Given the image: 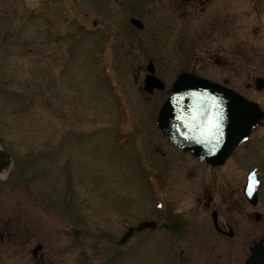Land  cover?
Segmentation results:
<instances>
[{"label":"rangeland","instance_id":"1","mask_svg":"<svg viewBox=\"0 0 264 264\" xmlns=\"http://www.w3.org/2000/svg\"><path fill=\"white\" fill-rule=\"evenodd\" d=\"M110 1L80 0L70 9L67 0H0V144L11 153L18 176L31 179L36 200L44 197L47 201L40 217L49 236L46 264L175 261L165 229H138L121 240L128 225L151 213L142 173L150 165L141 148H133L135 140L116 134L117 102H127L131 132L142 139L133 138L146 139L148 155L169 188L171 209L196 208L195 196L206 173L218 179L232 167L228 163L208 170L177 159L153 125L187 49L201 37L204 25L185 26L182 18L168 23L169 14L159 9L161 4L128 0L116 4L112 19L89 15L96 20L95 32H84L85 21L92 19L81 17L78 6L98 15ZM148 6L151 15L146 14ZM259 12L258 33L239 37L256 48L264 45V1ZM130 16L138 17L143 29L133 27ZM162 20L165 33L149 29ZM111 23L116 31L111 30ZM151 34L154 39H149ZM115 37V55L108 49L98 52L104 48L97 46L110 47ZM195 57L203 61L196 66L197 74L223 77L217 59L206 60L204 54ZM149 65L153 74L163 78L165 90L149 94L142 89ZM247 69L231 73L237 86L253 74ZM110 86L120 101L113 102ZM244 92L256 98L253 92ZM238 162L244 168L259 165L264 169V136L248 142ZM260 199L264 204V184ZM189 250L195 253L192 259L187 256ZM200 254L196 246H182L179 264H204ZM229 255L226 259L234 264ZM3 264L39 263L24 255L9 257Z\"/></svg>","mask_w":264,"mask_h":264},{"label":"flooded vegetation","instance_id":"2","mask_svg":"<svg viewBox=\"0 0 264 264\" xmlns=\"http://www.w3.org/2000/svg\"><path fill=\"white\" fill-rule=\"evenodd\" d=\"M236 1L238 4L235 6L233 5L234 0H138L136 4H161L163 7L159 9L169 14V18L165 19L168 23H176L178 18H182L185 26L192 23L194 27L197 25L196 23H200L203 28L204 25L203 34L200 33L201 37L194 41L191 45L192 48L187 49V54L181 61L182 68L179 73L197 74L196 72H199V68L196 66L201 65L203 61L195 57L197 54H204L206 60L215 58L224 70V75L220 80L197 75L232 89L248 100L257 103L260 109L264 111L262 100H258H264V75L262 74L264 72V45L262 48H256L243 41L244 38H239L240 36L243 37L245 33L252 35L258 33L259 8L264 0ZM124 2L128 3V0H111L110 4H106L107 7L103 11L92 16L98 18L101 15H107L108 19H112L116 12V4ZM77 4L80 3L74 4L73 1H70V9L72 5ZM83 8L78 6V14L81 17L87 15L91 18ZM151 9L148 6L147 11L145 10L146 14L151 15ZM91 19L93 27L96 28L95 18ZM132 20L138 21L141 27L136 23L133 24ZM165 21H160V23L155 24L156 26L153 24L149 29L155 34L159 31L165 33L161 26V24H165ZM85 22L89 23L90 21L86 20ZM129 23L137 29H143L141 20L136 16H130ZM110 28L116 31V26L113 23H111ZM154 38L155 36L152 34L149 37V39ZM115 40L116 37L111 38L110 47L107 46L110 53H114ZM246 67L253 74L249 75L243 85L237 86L233 82L231 73L243 71V68ZM151 69L153 71L152 65H149L148 71ZM154 76L162 81L164 88L155 87L151 92H147L144 89L143 81L142 89L149 94L166 89L163 78L155 75V73ZM259 78L263 81L261 89H258L256 85V80ZM169 88L167 95L159 104L158 111L169 95ZM244 91L253 92L256 98ZM158 111L153 122L154 128L166 144L167 147H165L170 149V152L177 159L208 170L225 166L228 163H231L232 167L229 169V173L225 170L224 175L219 176L217 174L218 179L212 177L211 173H206L202 179L199 192L195 196L196 208L173 210L170 208L169 188L165 183L163 174L148 155L149 148L146 139L143 137V141H140L133 138V136L141 137L131 132L133 126L131 117L130 124H128V131L130 132L128 140H135L133 148H141L140 152L147 156L150 165L148 170L142 168V173H145L143 177L148 188L151 213L145 215L135 224H131L132 226L128 225L129 228L125 232L130 230L129 233L132 234L133 231H138L136 227L144 222H152L153 224L139 229L141 231L165 229L176 253L174 263L170 264H179V249L182 246L186 248L196 246L201 253L200 256L202 255L204 264H230V259H226L227 254H230V258L233 257L234 264H247L251 248L255 245L264 246V204L260 199V193L257 202L251 204L246 199L243 190L247 174L251 171L256 174L260 189L264 184V169L259 165L244 168V166H240L238 158L242 155L248 142L264 136V118L260 121L252 137L238 147L223 164L211 165L202 162L190 151L184 150L179 145L165 139L155 126ZM40 198L38 201L36 200L31 179L18 176L11 153L0 144V264L7 263L9 257L24 255L30 256V259L35 263L46 264L49 258V251L46 248L50 247L49 236L41 226V218H43L41 216L45 211L47 201L44 197ZM245 248H247V253L244 256ZM187 256L192 259L195 253L189 250Z\"/></svg>","mask_w":264,"mask_h":264},{"label":"water","instance_id":"3","mask_svg":"<svg viewBox=\"0 0 264 264\" xmlns=\"http://www.w3.org/2000/svg\"><path fill=\"white\" fill-rule=\"evenodd\" d=\"M135 23L141 27V25L138 23V21H135ZM195 80L193 78L190 79L191 84L188 85L187 87H179L176 86L174 88L175 91V101L173 98H171L169 100V102L162 108L161 111V117L167 118V121L169 123H171V127H172V122H173V109H174V104L176 102V105H178L179 103H177V99L181 98L182 99V103H187V102H193L198 95H200L201 91H205L203 86H197L196 83H193ZM183 105V104H182ZM240 121V125L237 129V137L238 140L243 138V136H245L250 129L252 128V126L254 125V117L252 116L251 112L249 111L248 107L244 104V114L243 116H241L239 118ZM241 123H243V126L241 125ZM230 135L228 133V139H230ZM126 237V236H125ZM257 260L260 261L261 264H264V253H259V255H256Z\"/></svg>","mask_w":264,"mask_h":264},{"label":"bare ground","instance_id":"4","mask_svg":"<svg viewBox=\"0 0 264 264\" xmlns=\"http://www.w3.org/2000/svg\"><path fill=\"white\" fill-rule=\"evenodd\" d=\"M261 189V188H260ZM260 189L258 190V195H259V193H260Z\"/></svg>","mask_w":264,"mask_h":264}]
</instances>
